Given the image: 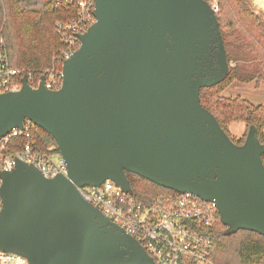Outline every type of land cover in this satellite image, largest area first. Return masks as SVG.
<instances>
[{"label":"water","instance_id":"water-1","mask_svg":"<svg viewBox=\"0 0 264 264\" xmlns=\"http://www.w3.org/2000/svg\"><path fill=\"white\" fill-rule=\"evenodd\" d=\"M96 22L64 62L63 84L0 94V139L26 119L55 140L68 177L17 161L0 172V250L30 264H155L77 187L127 173L214 202L228 233L264 235V164L253 134L232 143L200 103L229 73L207 0H94ZM264 9V0H250Z\"/></svg>","mask_w":264,"mask_h":264},{"label":"built area","instance_id":"built-area-1","mask_svg":"<svg viewBox=\"0 0 264 264\" xmlns=\"http://www.w3.org/2000/svg\"><path fill=\"white\" fill-rule=\"evenodd\" d=\"M212 10L219 11L218 0H208ZM56 5L73 11V16L56 23L61 48L52 67L39 71L13 65L8 42L0 30V94L20 91L23 78L32 88L57 91L63 84V65L79 49V36L95 22L94 0H56ZM38 126L26 119L0 139V172H10L21 161L34 165L44 177H68V167L55 145L42 151L37 143ZM22 138V146L11 151L12 140ZM2 180L0 179V186ZM84 200L98 208L104 216L134 237L153 258L155 264H216L211 257L213 230L219 213L214 202L191 192L175 193L146 206L140 199L124 192L113 181L100 186L77 187ZM3 201L0 196V212ZM0 264H30L19 253L0 250Z\"/></svg>","mask_w":264,"mask_h":264},{"label":"trees","instance_id":"trees-1","mask_svg":"<svg viewBox=\"0 0 264 264\" xmlns=\"http://www.w3.org/2000/svg\"><path fill=\"white\" fill-rule=\"evenodd\" d=\"M208 1V0H207ZM217 19L223 37L229 73L220 83L202 87L201 105L217 120L221 130L237 146L246 142L247 136L233 138L229 124L244 121L254 127L256 137L264 145V106H255L241 97L226 98L220 93L234 79L251 81L260 77V60L251 44L264 46L263 17L255 13L246 0H223ZM73 16V11L60 8L56 0H0V30H3L14 66L39 71L52 67L61 48L56 33V23ZM242 30L255 40L251 43L239 39ZM248 133V132H247ZM37 143L42 151L57 146L54 138L40 127L35 129ZM23 139L10 143L11 151L19 149ZM264 164V152L261 155ZM135 197L150 206L155 199H164L176 192L166 189L133 173H127ZM211 257L216 264H264V235L240 229L228 233V227L218 218L213 230Z\"/></svg>","mask_w":264,"mask_h":264},{"label":"rangeland","instance_id":"rangeland-1","mask_svg":"<svg viewBox=\"0 0 264 264\" xmlns=\"http://www.w3.org/2000/svg\"><path fill=\"white\" fill-rule=\"evenodd\" d=\"M219 1V10L221 7V3L223 0ZM250 6L251 9L261 15L263 17L264 21V9H261L257 6H255L250 0H246ZM218 13V12H217ZM239 39L241 40H247L251 43V41L255 40L251 35H249L246 31L242 30V33L239 34ZM256 42L254 41V44H251V47H253V51L257 53L258 57L261 58L260 62V74L262 78L256 77L254 80L251 81H240L238 79H234L232 83H230L225 89L221 91V95L226 98H235V97H241L243 99L248 100L251 104L255 106H264V46L258 45L256 48ZM230 65H234V63H231ZM230 133L233 138L239 139L242 138L245 135L253 134L255 129L254 127L247 126L246 122L244 121H233L229 124ZM248 132V133H247ZM231 141L232 139L229 138ZM232 143H234L232 141ZM235 144V143H234ZM158 199H155L151 205L156 203ZM145 204V203H144ZM146 205V204H145ZM148 206V205H146Z\"/></svg>","mask_w":264,"mask_h":264}]
</instances>
